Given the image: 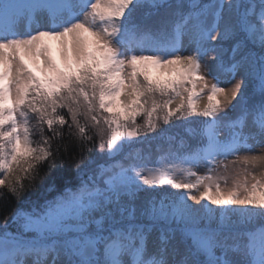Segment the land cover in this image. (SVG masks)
<instances>
[{
  "label": "snow or ice",
  "instance_id": "obj_1",
  "mask_svg": "<svg viewBox=\"0 0 264 264\" xmlns=\"http://www.w3.org/2000/svg\"><path fill=\"white\" fill-rule=\"evenodd\" d=\"M8 196L0 264H264V0H0Z\"/></svg>",
  "mask_w": 264,
  "mask_h": 264
},
{
  "label": "trees",
  "instance_id": "obj_2",
  "mask_svg": "<svg viewBox=\"0 0 264 264\" xmlns=\"http://www.w3.org/2000/svg\"><path fill=\"white\" fill-rule=\"evenodd\" d=\"M171 134L176 135V140L173 143H178L179 139L181 136H184L185 138H187V134L184 132V130L182 128H174L171 130ZM73 147L75 148L74 151V155H76L77 159H86L88 156L92 155V153H88L85 152L83 157L79 156V148L75 147V145H73ZM137 147H147L146 145H137ZM153 149L155 148V144H153ZM63 167L68 170L69 172H74L75 170V162L74 161H70L66 164L63 165ZM41 175L43 176L44 173L42 172ZM40 183L41 181H37V185L36 187L28 190L25 195H24V203H27L29 200H35L37 194H39L42 191V188L40 187ZM17 206V202L16 200L11 197L8 196L6 198V200H4L3 202H0V223L3 222L5 215H7L9 212H11L12 208ZM23 206V205H21Z\"/></svg>",
  "mask_w": 264,
  "mask_h": 264
},
{
  "label": "rangeland",
  "instance_id": "obj_3",
  "mask_svg": "<svg viewBox=\"0 0 264 264\" xmlns=\"http://www.w3.org/2000/svg\"><path fill=\"white\" fill-rule=\"evenodd\" d=\"M53 55H54V56H57V58H58V51H57V49H56L55 44L53 45ZM229 86H230V85H229ZM206 102H207V99H206V95H205L204 99H202V100L200 101V103H201V104H204V103H206ZM231 159H233V158H232V157H229V161H230ZM220 171H223V169H221ZM201 172H203V169H201Z\"/></svg>",
  "mask_w": 264,
  "mask_h": 264
}]
</instances>
